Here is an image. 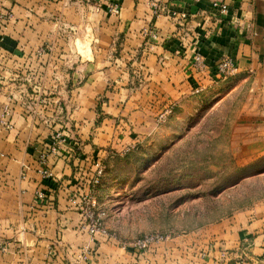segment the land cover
<instances>
[{
    "label": "crops",
    "instance_id": "obj_1",
    "mask_svg": "<svg viewBox=\"0 0 264 264\" xmlns=\"http://www.w3.org/2000/svg\"><path fill=\"white\" fill-rule=\"evenodd\" d=\"M214 1L162 0L156 15L150 0H0L14 14L0 29V112L9 103L13 123L0 125V264H264V196L147 250L89 232L71 203L80 162L149 137L168 106L191 113L216 99L224 56L239 68L233 78L249 81L248 112L259 117L250 129L263 133L264 154V0H226L224 14ZM67 41L72 62L27 59ZM64 127L72 135L50 154L47 178L40 154Z\"/></svg>",
    "mask_w": 264,
    "mask_h": 264
},
{
    "label": "rangeland",
    "instance_id": "obj_2",
    "mask_svg": "<svg viewBox=\"0 0 264 264\" xmlns=\"http://www.w3.org/2000/svg\"><path fill=\"white\" fill-rule=\"evenodd\" d=\"M95 5L103 8L100 2ZM107 9L117 13L121 6L112 2ZM13 17L12 10L0 5V29ZM46 47L27 59L40 60L46 54L48 62L75 59V52L66 50L68 41L58 53L53 45ZM229 79L218 85L221 94L204 107L191 113H174L172 106L162 110L155 117L157 129L136 145L114 146L80 162L78 192L71 203L81 219L86 222L89 215L72 200L91 192L94 216L108 231L98 235L147 250L155 242L219 221L262 198L264 154L255 145L263 133L250 129L259 120L248 112L245 98L250 84L242 77ZM185 107L196 104L192 100ZM62 119L65 124L69 121L68 116ZM12 124L7 103L1 108L0 125L9 129ZM67 128L51 130V141L40 154L38 171L47 178L54 176L50 154L63 149L72 135Z\"/></svg>",
    "mask_w": 264,
    "mask_h": 264
},
{
    "label": "built area",
    "instance_id": "obj_3",
    "mask_svg": "<svg viewBox=\"0 0 264 264\" xmlns=\"http://www.w3.org/2000/svg\"><path fill=\"white\" fill-rule=\"evenodd\" d=\"M162 0H150L151 5L153 7V11L156 15L160 14L162 11ZM213 5L217 8H219L220 13L224 14L228 11L229 4L226 2V0H215ZM194 66L199 70L206 69V63L203 58V56L200 53H197L194 60ZM217 72L221 75L223 79H229L232 77H235L239 74V68L235 64L233 58L229 56L222 57L217 62ZM164 114H162V117ZM43 162L46 163L45 156H43ZM101 171V170H100ZM46 174H48L47 170H45ZM41 196H43V193H40ZM73 204H75L77 207L81 206V209L89 215V218H86V222H84L83 227L87 229L89 232L96 234L97 232L108 235V231L103 226L101 222H99L95 216H94V206L96 204L95 198L92 196L91 192H87L86 194H81L72 200ZM86 257L85 255L83 256Z\"/></svg>",
    "mask_w": 264,
    "mask_h": 264
}]
</instances>
